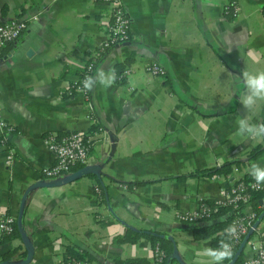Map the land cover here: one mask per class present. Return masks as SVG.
<instances>
[{
  "label": "crops",
  "instance_id": "crops-1",
  "mask_svg": "<svg viewBox=\"0 0 264 264\" xmlns=\"http://www.w3.org/2000/svg\"><path fill=\"white\" fill-rule=\"evenodd\" d=\"M121 1L129 36L99 49L109 23L104 0H0V20L27 19L0 56V105L13 126L9 162L0 144V213L16 216L25 196L21 223L33 250L26 264H54L68 246L106 264L151 261L143 232L155 230L173 236L183 262L176 264H198L210 239H195L192 224L178 215L219 198L237 175L233 166L250 178L251 165L264 166V140L237 130L244 116L264 123V102L251 112L240 103V74L264 70V0H235V9L231 0ZM88 60L90 76L114 70L116 80L86 99L68 88ZM150 62L165 74L148 71ZM75 130L90 136L86 164L99 165V177L54 184L66 174L41 173L55 160L44 135ZM226 162H233L228 171L209 173ZM38 180L47 184L28 189ZM133 232V241L114 240ZM251 237L264 249V216ZM15 247L8 259L26 256L19 235L0 242V261ZM241 254L250 256V248Z\"/></svg>",
  "mask_w": 264,
  "mask_h": 264
},
{
  "label": "built area",
  "instance_id": "built-area-1",
  "mask_svg": "<svg viewBox=\"0 0 264 264\" xmlns=\"http://www.w3.org/2000/svg\"><path fill=\"white\" fill-rule=\"evenodd\" d=\"M109 8V23L107 24V35L99 49H104L112 44L125 40L129 36L130 17L125 12L121 0H104ZM232 8L235 9V0H231ZM234 12V10H233ZM30 17H36L32 14ZM26 18H2L0 20V56L6 44L15 41L22 33L26 26ZM94 67L93 60H88L82 68V73L74 80L69 88L68 93L74 90L80 91L84 98L87 99L88 91L83 89V81ZM146 69L152 73L163 75L165 69L157 62L146 64ZM128 70H123L117 74L118 78L124 77ZM13 126L8 122L2 112L0 105V144L7 148L5 154V162H9L13 158V148L8 143V134L12 131ZM46 146L55 154V160L49 166L41 168V173L46 176H59L67 174L77 165H85L88 158V152L91 145L90 136L81 131H70L66 134L58 136L55 132H48L44 135ZM233 170L237 173L231 184L221 190L219 198H215L212 203L207 206L201 204L199 207L184 211L178 215V218L189 222L190 224L200 223L204 217L209 216L210 212L221 205H228L230 208L225 214H232L225 230L232 224L238 228V236L231 241L233 251L239 245L244 235L253 226L255 211L250 205V199L253 194L258 196L257 207L264 206V185H256L253 178L245 179L239 175L238 167L233 166ZM97 189V187H96ZM241 207H239L241 204ZM239 207V208H238ZM16 216L12 213H0V237L10 234L14 231V223ZM247 245L251 250V255L244 257L242 264H264V249L256 244L255 240L250 237L246 240ZM164 252L159 245L152 246L151 264H161L163 261ZM55 264H96L95 260L79 258L74 256L63 257L55 262Z\"/></svg>",
  "mask_w": 264,
  "mask_h": 264
},
{
  "label": "trees",
  "instance_id": "trees-1",
  "mask_svg": "<svg viewBox=\"0 0 264 264\" xmlns=\"http://www.w3.org/2000/svg\"><path fill=\"white\" fill-rule=\"evenodd\" d=\"M233 162H226L222 166H220L218 169H210L209 173L218 171V170H224L228 171L230 165H232ZM81 165L75 166L73 169L80 168ZM245 179H248L250 177H247L246 175L243 176ZM97 193L99 196L100 201H103L105 199V188L101 181L98 179V183L96 185ZM258 195L256 193L253 194L252 198L250 199V205L252 209L255 211L256 216L254 218V221L257 219L259 214L264 210L263 207H257L258 201ZM241 204V203H240ZM243 204H241L239 207H241ZM238 207V208H239ZM230 207L228 205H221L216 207L214 210H212L209 214V216L204 217L203 220L200 223L192 224V235L195 239L199 238H209L210 239V247L216 248L219 246V243L222 239H227V237L224 235L225 233V227L228 225L229 220L232 216V214H225L226 211ZM143 234L148 238L151 245H159L160 248L164 252L163 261L161 264H176L177 259L176 258H168L170 253L173 251V244L171 240L164 235L163 232L155 230V231H145ZM20 233L18 231L17 225H16V219L14 223V231L10 234H6L0 237V242L7 241L11 239L12 237L19 236ZM139 235L138 232H133L125 235H116L114 237V240L116 241H133L137 238ZM237 248V247H236ZM236 250V249H235ZM234 250V251H235ZM17 251V248L10 249L2 254V259H8L10 258L15 252ZM233 251V253H234ZM68 256H74L79 258H86L89 260L90 257H85L83 252H79L76 248L73 246H68L65 254V258ZM243 261L242 254L238 256V258L235 260L234 264H240ZM228 262V260L224 261V264ZM55 264V263H54ZM96 264H106L103 261L96 260ZM113 264H151V261L144 257V256H136V257H125V258H115Z\"/></svg>",
  "mask_w": 264,
  "mask_h": 264
},
{
  "label": "clouds",
  "instance_id": "clouds-1",
  "mask_svg": "<svg viewBox=\"0 0 264 264\" xmlns=\"http://www.w3.org/2000/svg\"><path fill=\"white\" fill-rule=\"evenodd\" d=\"M244 85L245 93L240 98V103L245 112H251L258 104L264 102V70L257 72L243 71L240 74ZM116 73L114 70L104 71L98 69L95 76H87L83 81L85 92L92 91L97 85L105 88L115 83ZM238 133L250 139L264 140V123L256 124L250 122L247 116L237 121ZM249 174L254 179L256 185H264V166L253 164L250 166ZM224 235L227 239H222L216 248H204L202 255L205 260L198 261V264H224V261L232 260L233 246L231 241L238 236V228L235 224L230 225ZM199 255V254H198Z\"/></svg>",
  "mask_w": 264,
  "mask_h": 264
},
{
  "label": "water",
  "instance_id": "water-1",
  "mask_svg": "<svg viewBox=\"0 0 264 264\" xmlns=\"http://www.w3.org/2000/svg\"><path fill=\"white\" fill-rule=\"evenodd\" d=\"M99 169H100V166L97 164H86V165L81 166L80 168H77L75 170L70 171L69 173H67L63 177L55 180L52 183H54V184L64 183V182L73 180V179H75V178H77L83 174H87V173H94L99 177V172H98ZM46 184H47L46 182L38 180V181L30 184L28 186V189H30L36 185H46ZM24 197L25 196H23V198L20 202L19 210H18V213L16 215V225H17L18 231L20 233V236L22 238L23 245L26 248L27 254L22 259L17 258L18 260H10V259L1 260L0 264H26L32 258L33 250L30 246V241L28 240L27 235L23 231L22 223H21L22 204H23ZM107 206H108L109 210L111 211V213L114 214V211L112 210L109 203H107ZM263 216H264V210L259 214L257 219L254 221V223H253L254 227L257 226V224L259 223V221L262 219ZM253 231H254L253 228H250L248 230V232L244 235V237L240 241L239 245L237 246L236 250L234 251L232 260L226 262L225 264H234L235 260L238 258L243 247L245 246L246 240L250 237V235L253 233ZM164 235L166 237H168L173 242V251L170 253L168 258L173 257V258H176L180 263H183L178 252H177L176 242L174 241L173 236L171 234H164Z\"/></svg>",
  "mask_w": 264,
  "mask_h": 264
}]
</instances>
